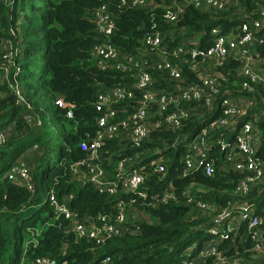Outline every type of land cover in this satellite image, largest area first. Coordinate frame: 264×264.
I'll return each mask as SVG.
<instances>
[{"label":"trees","instance_id":"obj_1","mask_svg":"<svg viewBox=\"0 0 264 264\" xmlns=\"http://www.w3.org/2000/svg\"><path fill=\"white\" fill-rule=\"evenodd\" d=\"M173 4L183 10L169 21L165 10ZM101 5L114 23L108 36L96 26ZM263 6V0H228L222 8L197 7L187 0H146L141 7L122 5L121 0H0V131L5 135L0 144V264H34L40 258L58 264H184L189 260L264 264V239L262 249L255 250L246 221L237 216L238 206L254 205L264 236V87L243 74L242 61L234 56L218 60L191 55L193 48L206 50L213 45L212 29L234 36L239 24L260 18ZM156 30L161 42L152 48L145 34ZM259 34L264 35V29ZM41 41L43 64L33 81ZM105 41L116 55L103 60L94 47ZM9 47L16 48L17 75L11 61L3 58ZM253 49V68L264 75V46L254 44ZM101 60L107 68H101ZM116 64L126 69H117ZM3 68L8 70L6 77ZM142 72L151 81L146 88H137ZM16 83L30 110L16 102L17 95L9 87ZM115 87L131 91L133 97L101 104L99 96ZM190 87H197L199 97L183 99L182 92ZM145 94L157 99L174 96L177 101L161 109L158 102L146 103ZM240 96L245 103L237 101ZM226 97L246 108L236 124L233 120L220 123L221 102ZM57 98L66 106L58 107ZM108 107L116 111L113 122H126L125 128L110 136L97 123ZM141 107H145L148 131L134 144L132 116ZM176 109H186L188 115L174 127L165 117ZM69 110L71 117L66 115ZM26 113L31 114L30 122ZM247 121L253 126L256 169L247 168L239 149L220 148L221 141L233 143ZM50 123L58 125L61 135L55 161ZM98 134L102 142L97 158L90 159L80 145ZM201 134L213 160L209 175L186 169L183 162L191 152L190 143ZM79 161L85 163L73 168ZM18 162L26 165L33 191L7 177ZM120 163L126 172L135 168L143 174L137 191L120 186L114 194L99 192L88 181L97 165L104 180L117 179ZM157 163L164 166L163 171H156ZM49 190L65 203L71 218L54 213L47 199ZM138 191L146 196H138ZM119 201L125 207L117 235L99 244L77 238L71 230L76 224L102 226V217L115 224ZM225 209L235 212L232 220L214 223L213 218ZM230 222L236 228L227 239L208 231ZM211 245L223 260L201 256Z\"/></svg>","mask_w":264,"mask_h":264},{"label":"built area","instance_id":"obj_2","mask_svg":"<svg viewBox=\"0 0 264 264\" xmlns=\"http://www.w3.org/2000/svg\"><path fill=\"white\" fill-rule=\"evenodd\" d=\"M146 0H121L122 5H129L132 7H141L144 6ZM228 0H187L188 3H192L194 6L209 5L215 8H222ZM264 1V0H263ZM183 8L179 5H170L166 7L165 17L169 21H173L179 13H181ZM260 18L252 19L251 21H244L237 26L238 34L234 36H225L219 34L218 29H212V33L215 35L214 43L208 49H198L193 48L191 50L192 57L202 56L203 58H217L221 60L228 56H234L235 59H240L242 61L241 70L243 74L249 76L252 80L261 82L264 87V75L255 71L253 68L254 57H253V45L259 44L264 46V35L259 34L260 31L264 29V6L259 11ZM96 26L97 30L105 36H108L113 28L114 23L106 12L105 5H101L99 10L96 13ZM154 29V26H152ZM146 42L152 47H157L161 42V34L159 31L149 32L145 34ZM96 54L104 59L112 58L116 55V52L113 46L105 41L94 47ZM18 53V51H17ZM16 55V48L9 47V52H3V58L10 60L15 70L14 74L17 75L20 72L19 65L13 60V57ZM2 64V63H1ZM101 68L105 69L108 67L107 64H104L101 60L99 63ZM166 67L170 68L171 74L175 77H178V72L170 66L168 62L165 64ZM115 68L125 70L126 66L121 64H116ZM4 69L5 77L8 75L7 68ZM150 76L146 72H142L138 77V82L136 84L137 88H146L150 84ZM246 86V84H245ZM11 91L17 95L16 102L25 104L26 108L30 110V105L22 98V92L20 89L19 83L15 85H10ZM214 91V90H213ZM200 95L197 87H190L187 90H184L181 94L183 99L198 98ZM124 97H133V93L127 89L120 87H115L111 91H108L105 94L99 96L100 103L105 104L110 102L113 99H122ZM143 99L146 103L158 102V105L161 109H164L167 103H176V98L169 97H160L159 99L154 98L153 95L145 94ZM55 104L58 107H65L66 103L61 99L57 98ZM101 111V105L97 107ZM222 117L220 123L222 125H227L231 120L236 124V119L246 112L244 105L237 104L232 101L230 98L226 97L221 102ZM116 114V111L107 108L105 112L97 120L99 127H104L106 129V134L108 136L113 135L116 130L121 127L125 128L126 122H113V118ZM66 115L71 117V111H67ZM145 107L138 109L132 116V130H131V140L134 144H139V142L145 137L148 131V125L145 122L146 118ZM188 111L186 109H176L172 113H169L165 117V121L169 124H172L174 127H177L180 121L186 118ZM25 119L27 122L32 120L31 114L26 113ZM39 123V121H38ZM252 124L250 122H244L240 126L239 133L236 135V138L233 143L226 141L220 142L221 150H226L227 148H237L239 149L247 159V168L256 169L258 158L255 156V145L254 138L252 137ZM5 141L4 132L0 131V144ZM102 142V135L98 134L96 138H93L89 143H83L80 145V149L88 153L90 159L97 158V151ZM208 144L205 143L202 134L198 138L194 139L190 143L191 152L183 157V162L186 169L194 170H203L205 174H211L213 170V160L208 158ZM195 152V154L193 153ZM84 161H79L73 164V168L78 165L84 164ZM124 164L120 163L118 166V172L116 173L117 179L113 180H104L102 175V170L97 165L90 172V175L87 176L88 181L93 183L99 192H107L109 194H114L118 188L121 186L126 191H137L138 186L143 182L144 176L140 170L132 169L130 171H125ZM155 169L158 172L164 170V166L160 163L155 165ZM242 166L238 165L237 168ZM72 168V169H73ZM75 171V170H74ZM260 171L256 170V176L259 177ZM7 177L13 181L18 182L19 184L25 186L27 189L33 191V185L30 183L29 172L24 163L18 162L11 166L7 172ZM138 196L145 197L144 192H137ZM47 199L50 201V204L54 208V213L57 216H63L66 219L71 218L73 215L68 210L65 203L60 202L54 193V191L49 190L47 192ZM117 206L120 208L119 213L116 215L115 224L108 223L104 217L101 221L103 222L102 226H93V225H83L76 224L71 230L76 234L77 238H91L96 241V243H103L110 238L111 235H117L120 231L118 225L123 222L124 219V203L119 201ZM238 219L246 221L247 231L250 234V238L253 241V246L255 250L262 249V241L264 236L262 235L260 229H258V224L260 223L259 218L255 214L254 205L243 204L238 206L237 210ZM233 209L223 210L217 217L213 218V222L217 224L223 223L224 220L231 219L234 216ZM236 226L233 225V222H230L223 228L210 227L209 233L212 235H218L221 239H227L229 233L234 231ZM219 250L215 245H211L201 252V256L208 259L209 256L214 258V261L223 260L219 255ZM108 261V258L104 259V263ZM208 261L196 262L193 260L185 261L184 264H206ZM213 261V262H214ZM34 264H58L55 260L49 258H40L37 259ZM210 264V263H209Z\"/></svg>","mask_w":264,"mask_h":264},{"label":"rangeland","instance_id":"obj_3","mask_svg":"<svg viewBox=\"0 0 264 264\" xmlns=\"http://www.w3.org/2000/svg\"><path fill=\"white\" fill-rule=\"evenodd\" d=\"M37 20H38L39 25H41L42 24L41 15L37 16ZM39 34H42L41 30L39 31ZM43 46H44V41H41L40 45H39V49L37 51L38 63H37L36 73H35V75L32 78L33 81H36L39 78V74H40V71H41V68H42V64H43ZM237 101L245 103L244 97H242V96H240L237 99ZM50 126L53 129L54 138H55L54 151H53V155H52V161H55L56 160L57 151H58V148H59L60 143H61V135H60V132H59V129H58V125H56L55 123H50Z\"/></svg>","mask_w":264,"mask_h":264}]
</instances>
